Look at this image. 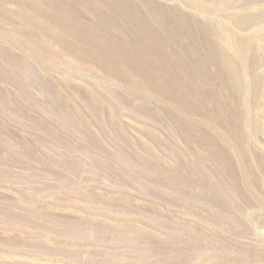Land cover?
<instances>
[{
	"label": "rangeland",
	"instance_id": "rangeland-1",
	"mask_svg": "<svg viewBox=\"0 0 264 264\" xmlns=\"http://www.w3.org/2000/svg\"><path fill=\"white\" fill-rule=\"evenodd\" d=\"M0 264H264V0H0Z\"/></svg>",
	"mask_w": 264,
	"mask_h": 264
},
{
	"label": "bare ground",
	"instance_id": "bare-ground-1",
	"mask_svg": "<svg viewBox=\"0 0 264 264\" xmlns=\"http://www.w3.org/2000/svg\"><path fill=\"white\" fill-rule=\"evenodd\" d=\"M178 15V14H177ZM180 15V14H179ZM177 19V18H176ZM182 19H183V17H182ZM178 20H180V19H178ZM182 22H184L183 20H181ZM180 23V22H179ZM189 24V23H188ZM182 25H184V24H182ZM187 29V28H186Z\"/></svg>",
	"mask_w": 264,
	"mask_h": 264
}]
</instances>
